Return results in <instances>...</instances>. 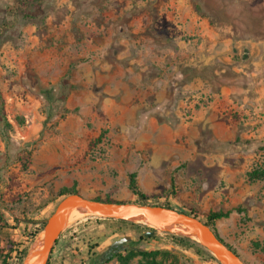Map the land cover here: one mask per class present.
I'll return each instance as SVG.
<instances>
[{"label":"rangeland","instance_id":"374dc122","mask_svg":"<svg viewBox=\"0 0 264 264\" xmlns=\"http://www.w3.org/2000/svg\"><path fill=\"white\" fill-rule=\"evenodd\" d=\"M17 1L0 0V92L10 124L9 129H4L0 116V264L7 256V264H14L15 259L21 264L25 256L14 251L17 245H22L19 250L23 248L27 252L40 233L43 221L59 201L60 190L72 187L76 190L75 183L68 188L61 187L54 194L49 191L50 181L44 183L42 165L34 157L40 147L47 144L52 148L57 144L61 150L80 149L84 144L83 159L101 164L113 148L124 147L128 153L133 152L132 140L126 139V143L118 138L122 135V125L130 122L137 127L140 118L150 115L162 118L171 126L182 122L187 125L186 135L177 142L189 150L186 153L190 161L181 167L198 172V177L194 199L185 204L189 206L176 205L169 199L175 189H168L166 197H146L145 202L168 204L184 212L193 210L202 221H206L207 213H226L225 218L213 223L218 237L244 263L264 264V253L255 247V244L264 247V181L246 179L248 172L263 165L264 141L249 136L254 129L249 125L255 117L252 113L246 115L228 106L218 114L217 122L225 127L239 122L241 126L234 134L236 140L211 152L200 143V133H197L200 130L195 128L198 123L193 118L200 108L209 107L212 99L200 96L199 89L178 86V81L173 79L176 69H167L175 65L173 60L169 65L165 63V46L160 41L159 51L155 52L150 41V29L159 25L160 12L172 0H45L28 4L24 9ZM173 41L170 39L166 48L174 51L177 47ZM154 53L161 62L162 81L165 77L169 81L156 88L150 66ZM249 57V51L243 50L239 58L244 61ZM196 58L194 63L199 64L200 56ZM96 61L99 65L110 62L113 66L106 72L87 66ZM107 74H117L110 84L115 92L109 97L103 92L105 83L99 80ZM160 89L165 93L158 99L156 92ZM124 96L129 99L126 103L121 101ZM107 99L114 109L106 114L103 103ZM118 106L124 111L132 106L137 108L133 115L117 112ZM204 131L213 134L212 128L205 127ZM60 149L56 147L59 156ZM136 153L133 169L138 170L139 156L148 155L149 151L145 147ZM216 156L222 160L205 161L206 168L200 177V161L215 160ZM64 157L60 156L58 163L62 164ZM75 166L68 163V168ZM223 171L227 172L222 175ZM109 174L114 177L116 172ZM82 186L89 187L90 183ZM105 186L101 180V187ZM119 188L118 180L112 189ZM190 195L186 198L191 199ZM110 196L108 189L96 194L101 199ZM75 223L79 225L71 235L74 239L60 264H93L96 254L124 236L131 237L130 247L134 249L169 254V258L165 257L167 262L219 264L200 255L193 247L181 246L172 235L145 226L94 216H70L68 227ZM149 232H153L151 238L146 236ZM140 263L138 256L128 262ZM107 264L119 263L112 259Z\"/></svg>","mask_w":264,"mask_h":264},{"label":"crops","instance_id":"0c3cea01","mask_svg":"<svg viewBox=\"0 0 264 264\" xmlns=\"http://www.w3.org/2000/svg\"><path fill=\"white\" fill-rule=\"evenodd\" d=\"M234 1H257L258 6L262 9L261 15L264 18V0ZM240 9L239 6H233L229 11L232 16H238ZM160 18L159 25L155 26L154 29H150L151 46L155 52L159 51L160 41L165 46L164 53L167 58L165 63L169 65V62L173 60L175 64L173 67L172 65L167 67V69H176V75L173 79L179 81L183 75L181 70L186 67L198 68L200 73H202V69H209L212 74L210 79L200 75V77H194L185 84L187 89L189 87H193L195 90L199 89L200 96L203 95V97L207 96L212 99L211 105L200 108L193 118V121L198 123L195 128L200 130H197V133H200V143L205 144L206 149L211 152L215 147L225 146L227 142L236 140L234 134L236 129L241 126L239 122L232 123L228 127L217 122L218 114H221L228 106H234L246 115L252 113L251 115L255 117L249 125H253L254 129H252L253 133L249 136H256V138H260V141H264V33L242 31L244 28L241 25V27L238 26V29H234L230 25L210 24L208 18L194 12L190 0L170 1L169 5L160 12ZM234 23L236 24V22ZM262 26L264 27V20ZM123 32L125 35L127 34L126 31L123 30ZM117 35L120 36V33ZM162 35L165 36L164 39L161 38ZM182 37L184 39L178 40ZM170 39L174 40L173 42L176 44L177 48L174 51L166 48ZM243 50L249 51L250 57L241 61L239 57ZM115 52L113 51V53ZM102 56L103 53L101 52V58ZM199 56L200 60L198 62L200 63L196 64V57ZM87 66L94 67L96 70L100 68L106 72L113 64L105 62L99 65V62L96 61L94 65ZM150 66L154 70L152 80L155 88L161 86L162 83L165 86L169 81L166 79L167 77L162 81L159 75L161 62L155 53ZM117 74L110 76L107 74L99 78L100 83H105L103 92L108 97L113 96L112 93L115 92L110 84L114 82V76ZM164 93L163 89L157 90L156 98L161 99ZM128 100L125 96L121 99L122 103H126ZM239 101L242 102L239 103ZM233 102H235V105L232 104ZM4 108L6 112V104ZM136 108V106H132L130 110L124 111L122 107L118 106L116 111L134 115ZM113 109L114 106L110 99L105 100L103 103L105 113L107 114L108 111ZM186 126L183 125V122L177 126H171L155 115L140 118L137 121V127L134 124L131 125L130 122L125 126L123 124L122 135L120 134L118 138L122 139L123 142H126V139L132 140L133 152L128 153L124 147L120 150L113 148L101 164L83 159L86 147L84 144L80 149L65 148L64 150H61L57 144L52 148L46 144L38 149L34 157L38 159L37 163L42 165L44 183L46 180L50 181L47 188L52 194L61 187L68 188L76 183V193L82 197L95 199L96 194L105 193L108 189L112 193L109 198L114 202H133L134 195L128 188V176L134 173L136 186L146 197H166L168 189H175L174 195L170 193L174 198L169 195V199L176 205L189 206L190 204H185L188 203L187 200L194 199L195 193L193 190L195 189V178L198 177V172H188L185 170L186 167H181L182 164L185 165L190 161V157L186 153L189 150L177 142L186 135L184 129ZM205 127L212 128L213 134L205 132ZM251 137L248 139H251ZM187 139L182 141L185 142ZM56 147L60 149V156L64 157L66 155L64 161L66 159L69 165L71 163L76 164V166L68 168L67 161H63L62 164L58 163L60 156L56 151ZM145 147L148 149L149 154L139 156V169H133L137 154L136 150L145 149ZM216 157L215 160L208 158L210 160L200 161V177L204 171L202 169L206 168L205 161L219 162L222 160L220 156ZM78 161L79 163H77ZM112 171L116 172L114 177L109 174ZM225 172L227 171H223L221 174L223 175ZM101 180L106 183L103 188L101 187ZM118 180L121 182V188L112 189V186L116 185ZM83 183H90V186L84 187L82 186ZM188 193L189 195L192 193L190 195L192 196L191 199L186 198ZM78 225L79 223H75L60 234L52 249L48 264H60L61 258L68 254L70 241L74 239L71 235L77 230Z\"/></svg>","mask_w":264,"mask_h":264},{"label":"water","instance_id":"95a60500","mask_svg":"<svg viewBox=\"0 0 264 264\" xmlns=\"http://www.w3.org/2000/svg\"><path fill=\"white\" fill-rule=\"evenodd\" d=\"M70 214L123 220L160 233L188 238L211 254L219 264H245L205 223L189 216L187 212L155 204L98 201L77 193L66 195L57 202L52 213L43 221L40 233L27 250L21 264H48L57 239L68 227ZM152 234L153 232H149L146 236ZM131 240V237L124 236L113 241L99 252L95 262Z\"/></svg>","mask_w":264,"mask_h":264},{"label":"trees","instance_id":"16d2710c","mask_svg":"<svg viewBox=\"0 0 264 264\" xmlns=\"http://www.w3.org/2000/svg\"><path fill=\"white\" fill-rule=\"evenodd\" d=\"M45 0H19L17 3L21 8H26L28 4H39ZM234 0H190V4L194 10L195 13H197L200 16L206 17L209 19L210 24L215 25H230L234 29H238V25H236L234 22H237L239 25L244 28L242 31H252V33H259L263 34L264 27L262 26V21L264 20L262 14V9L258 6L257 1H238L236 2ZM233 6H239L241 7L240 13L238 16L234 17L232 16V13H230L229 9ZM256 9V10H254ZM264 36V35H263ZM200 73V69L195 67H186L182 69V77L177 82L178 86H183L186 84L187 81L190 79H193L194 77H200V75L206 77L207 79H210L212 77V74L210 73L209 69H202ZM4 99L2 97V94L0 92V116L2 118V126L4 129H9L10 124L7 121L6 114H5V108H4ZM129 182H128V188L132 192L134 196H136V200L133 201V203H139V204H147L145 202L146 196L142 194L135 182V174L131 173L129 174ZM246 179L249 182H255V181H264V162L261 167H257L253 169L252 171L248 172L246 174ZM76 194V190L72 187L70 189H62L57 195L58 200L63 198L66 195ZM94 200L98 201H106V202H114L109 197H106L104 199L101 198H95ZM153 204V203H152ZM158 206H162L165 208H171L168 204H155ZM189 216H194L195 218H198L199 215L196 212L189 211L187 212ZM81 216V215H79ZM227 216L226 213L223 212H210L205 214L204 218L206 221H202L205 223L215 234V236L234 254L237 255L234 249H232L230 246H228L222 239H220L215 232L213 228V223L216 220H219L221 218H225ZM120 223H125L131 226H138L136 224H132L123 220H116ZM147 238H151V236H147ZM172 238L176 240L181 246L183 247H189L195 248L196 250L200 251V255H204L208 257L211 261H216L215 258L209 254L207 251H205L203 248H201L196 242L188 239V238H182L178 236L172 235ZM131 243H128L124 245L123 247L116 248L109 252L107 255H105L101 260H96L98 254L95 255V258L93 260V264H107L110 260L116 259V261L119 264H128L129 261H131L135 257L141 258L140 264H176L175 260H171L170 262H167L166 258H169V254L165 252H160L158 250H142V249H134L130 247ZM18 249H15L17 253H19L22 256H25L26 249L19 250L22 245H17ZM255 247L257 249H260L259 251L261 253H264V247H260L258 244H255ZM10 251H12L10 249ZM238 256V255H237ZM157 257H160V260H157ZM9 259V256L5 257L2 260L1 264H7V261ZM217 262V261H216ZM246 264V263H245Z\"/></svg>","mask_w":264,"mask_h":264},{"label":"built area","instance_id":"2783aa9c","mask_svg":"<svg viewBox=\"0 0 264 264\" xmlns=\"http://www.w3.org/2000/svg\"><path fill=\"white\" fill-rule=\"evenodd\" d=\"M162 234V233H161ZM14 264H20V261L18 259L14 260Z\"/></svg>","mask_w":264,"mask_h":264},{"label":"bare ground","instance_id":"6f19581e","mask_svg":"<svg viewBox=\"0 0 264 264\" xmlns=\"http://www.w3.org/2000/svg\"><path fill=\"white\" fill-rule=\"evenodd\" d=\"M71 215L79 216V215H77V214H70L69 216H71Z\"/></svg>","mask_w":264,"mask_h":264},{"label":"flooded vegetation","instance_id":"af4514ba","mask_svg":"<svg viewBox=\"0 0 264 264\" xmlns=\"http://www.w3.org/2000/svg\"><path fill=\"white\" fill-rule=\"evenodd\" d=\"M191 211H193V210H191Z\"/></svg>","mask_w":264,"mask_h":264}]
</instances>
